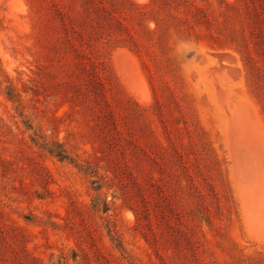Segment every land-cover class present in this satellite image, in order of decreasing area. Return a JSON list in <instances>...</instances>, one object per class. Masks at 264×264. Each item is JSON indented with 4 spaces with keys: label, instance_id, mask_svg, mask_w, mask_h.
Masks as SVG:
<instances>
[{
    "label": "rangeland",
    "instance_id": "rangeland-1",
    "mask_svg": "<svg viewBox=\"0 0 264 264\" xmlns=\"http://www.w3.org/2000/svg\"><path fill=\"white\" fill-rule=\"evenodd\" d=\"M0 264H264V0H0Z\"/></svg>",
    "mask_w": 264,
    "mask_h": 264
},
{
    "label": "bare ground",
    "instance_id": "bare-ground-1",
    "mask_svg": "<svg viewBox=\"0 0 264 264\" xmlns=\"http://www.w3.org/2000/svg\"><path fill=\"white\" fill-rule=\"evenodd\" d=\"M250 158V157H249ZM255 178V177H254ZM256 179V178H255ZM247 191V190H246ZM249 192V191H248ZM258 205V204H257ZM256 219V218H255ZM259 219V218H258ZM256 221V220H255ZM260 223V222H259Z\"/></svg>",
    "mask_w": 264,
    "mask_h": 264
}]
</instances>
